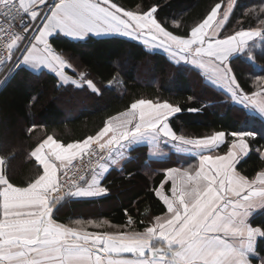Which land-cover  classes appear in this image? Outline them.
Masks as SVG:
<instances>
[{"label": "snow or ice", "instance_id": "obj_1", "mask_svg": "<svg viewBox=\"0 0 264 264\" xmlns=\"http://www.w3.org/2000/svg\"><path fill=\"white\" fill-rule=\"evenodd\" d=\"M223 7L221 12V3L210 5L206 16L190 30L174 32L159 19L156 5H137L134 11L116 0H0V38L8 52L0 54V68L8 66L9 72L48 70L61 84L86 86L99 93L86 72L72 68L57 42L62 37L83 41L92 36H122L162 49L177 63L211 69L214 82L226 88L231 100L264 115V77L249 94L233 67L241 56L254 61L255 43L250 42L257 38L264 41V28L222 34L224 23L238 5L229 0ZM260 24L264 25V18ZM174 26L180 27L177 22ZM69 68L74 75L67 73ZM180 112L182 109L170 102L141 99L119 114L126 118L121 123L113 124L119 117L109 118L94 136L66 145L47 136L32 152L42 165V174L27 186L14 185L0 171V264H264V252L259 248L264 243V225L249 222L252 209L264 207V170L254 178L237 170L257 133L216 131L203 138H187L170 126V118ZM141 142L151 145L154 154L162 153L171 143L176 151L195 149L199 156L198 170H164L156 190L167 210L164 216H156L143 231L95 232L84 230L85 223L100 226L92 220L71 222L79 227L58 222V205L66 198L106 193L101 179L109 170L107 157L113 152L122 155L123 150ZM94 144L101 152L107 150V157L100 156L104 161L97 165L100 171L92 175L91 182L81 174L82 184H62L58 171L63 168V175L68 176L73 159L89 153ZM221 144H226V152L213 155ZM256 151L264 159V144ZM95 152L92 148L89 154ZM52 158L61 163L55 164ZM177 176L186 178L179 187ZM168 181L172 182L170 196L165 189ZM68 183L72 186L65 190ZM128 223L135 221L129 217Z\"/></svg>", "mask_w": 264, "mask_h": 264}, {"label": "trees", "instance_id": "obj_2", "mask_svg": "<svg viewBox=\"0 0 264 264\" xmlns=\"http://www.w3.org/2000/svg\"><path fill=\"white\" fill-rule=\"evenodd\" d=\"M116 2L134 11L137 5L141 8L156 5L159 19L169 30L182 32L205 17L210 5L221 3L224 8L228 0ZM236 5L222 34L264 28L260 24L264 18V0H237ZM174 22L180 27L176 28ZM57 43L68 62L77 72H86L100 92L94 93L86 86H64L46 71H20L10 78L0 91V155L6 160L7 175L14 184L27 186L42 173L31 154L47 136L65 145L94 136L109 118L127 111L131 103L141 99L179 106L182 112L170 123L176 134L187 138H203L216 131H255L256 139L250 140L251 152L238 163L237 169L249 178L264 170V159L256 151L259 144H264V119L250 115L227 92L207 82L200 70L172 61L162 51H151L142 42L122 36H92L83 41L62 37ZM252 43H255L254 61L241 56L233 64L236 76L249 94L256 89L257 80L264 77V55L261 54L264 41L256 39ZM126 62L131 68L124 66ZM143 66L147 76L139 73ZM68 74L74 75L72 69H68ZM226 148L225 144L221 150L225 152ZM162 166L165 165L149 159L148 147L134 149L124 169L111 172L105 179L109 192L106 197L72 204L62 212L59 221L69 226L76 219L102 221L110 227L108 230L92 227L90 230L95 232L143 231L156 216L166 212L156 196L165 175L159 172ZM97 206L104 209L97 210ZM129 217L135 223L129 224ZM252 225H264V210L252 219ZM259 248L264 252V243Z\"/></svg>", "mask_w": 264, "mask_h": 264}, {"label": "crops", "instance_id": "obj_3", "mask_svg": "<svg viewBox=\"0 0 264 264\" xmlns=\"http://www.w3.org/2000/svg\"><path fill=\"white\" fill-rule=\"evenodd\" d=\"M224 25H225V23H224ZM224 25H223V27H224ZM222 31H223V29H222ZM94 37H97V36H94ZM101 37H108V36H101ZM98 38H100V37H98ZM257 39H259V38H257ZM71 40H73V39H71ZM160 51H162L163 53L166 54L165 51H163V50H160ZM181 63H184V62H181ZM184 64L190 65L193 68L200 70V72L203 74V76L205 77V79L207 80V82H209L210 84H213V85L217 86L220 90H223V91L227 92L226 88L221 83L214 82L215 81V77L212 75L211 69L205 70V69L197 68L196 66H193L190 63H184ZM44 71L51 73L48 70H44ZM66 71L68 73V69ZM36 73H40V72H36ZM60 84H61V82H60ZM62 85L67 86V85H71V84L70 83H63ZM259 99L260 98L257 97V100H259ZM246 110H247V112L253 113L252 115L258 116V117L264 119V115H262L261 113H259V110L258 109L253 108V107H248V108H246ZM115 117H119V119L113 120V124L114 125L115 124H119L124 119H126L125 117L120 116V115H117ZM173 117H171L170 120ZM170 126H171V123H170ZM224 145L225 144H221L220 147L217 149V152L214 153L213 155H216V154L223 155L226 152V151L224 152V151L221 150ZM138 147H148V157H149V159L151 161H155V162H158V163L160 162L161 164H164L165 165V166L160 167L159 172H161V173H164L165 174V171L164 170L167 169V168H170V167H177V168H180V169L196 168L198 170V166H199V156L196 154V150L195 149H192L191 151H176L174 148H171V143H170L169 146L164 147L162 153H156V154H154V150L152 149L151 145H149L147 142H141V143H138V144H135V145L130 146L126 150H123V154L122 155H119L116 152H113L110 157H107V154H106V157L109 159L110 163H109V170L107 172L102 173V179H101V185L102 186H104L107 189V187L104 185V181L107 178V176L111 172H113V171H118V172L119 171H122L124 169L125 165L132 159L131 152L134 149L138 148ZM250 152H251V149H250ZM250 152H249V154H250ZM76 158H78V157H76ZM244 158L245 157L241 158L240 161L242 159H244ZM33 159L35 160L34 157H33ZM75 159H73V160H75ZM0 160L3 161V164H0V171H3V172H5L7 174V171H6V160L1 155H0ZM52 160L54 161V158H52ZM111 161H115V163H111ZM36 162L39 165V162L38 161H36ZM54 163L57 164V165H59L61 162L54 161ZM65 163H67V162H65ZM39 166L42 169V165H39ZM63 171H64L63 168H61L60 171H58V178H59V180H60V176H61V174H62ZM99 171H100V169L97 170V172H99ZM192 174H194V172ZM185 179L186 178H182V177L177 176V178H176L177 186L179 187L183 183V181ZM89 182H91V178L89 179ZM171 183H172L171 181H168L165 184V189H168V191L166 192V194L169 195V196L171 195V192H170ZM14 185H16V184H14ZM16 186H18V185H16ZM108 193L109 192H108V189H107V191H106L105 194L100 195V196H97V197H91V198H71V199L67 200L66 203H64L65 201L62 202V206L61 205H58V207H61V212H60V214L58 216V222L59 223H63V222L59 221V218L61 217L62 212H63V210H65L66 207L69 208L74 203H82V202H86V201H95V200L101 199L103 197H106L108 195ZM263 210H264V207H257V208L252 209V215L249 217V222L252 224V219L257 214H259L260 212H262ZM165 213L163 215H161V216H164Z\"/></svg>", "mask_w": 264, "mask_h": 264}, {"label": "built area", "instance_id": "obj_4", "mask_svg": "<svg viewBox=\"0 0 264 264\" xmlns=\"http://www.w3.org/2000/svg\"><path fill=\"white\" fill-rule=\"evenodd\" d=\"M27 19V18H26ZM3 21L0 20V23ZM19 22L17 21V24ZM4 38H0V54L6 56L8 54L7 52V45L3 42ZM16 73L15 69H13L11 72L8 70V66H4L3 68H0V90L5 86V84L9 81V79ZM95 148L96 152L91 153V149ZM89 153L84 154L81 157L76 158L71 162V164L68 166V176H64L63 172L60 176V182L63 184L65 181H75L78 184H82V181H79V175L83 174L85 175L86 179H89L97 170V165L99 163H103L104 161L100 160L101 155L107 154V151L101 152V150L98 148V145H91L89 149ZM72 184L68 183L65 185V190L69 187H71ZM55 195V193H54ZM68 199V198H66Z\"/></svg>", "mask_w": 264, "mask_h": 264}, {"label": "rangeland", "instance_id": "obj_5", "mask_svg": "<svg viewBox=\"0 0 264 264\" xmlns=\"http://www.w3.org/2000/svg\"><path fill=\"white\" fill-rule=\"evenodd\" d=\"M237 0H235V2H236ZM228 3H229V0H228ZM227 3V4H228ZM224 10V8H221V12ZM218 18H219V16H218ZM146 47L149 49V50H151V51H153V50H162V49H153V48H151L150 46H147L146 45ZM164 51V50H163ZM166 54H168V53H166ZM169 55V54H168ZM64 58L68 61V59L64 56ZM75 61V63H76V65H77V67H79V68H81V65H79V62H78V60H74ZM124 66L126 67V68H131V64L129 63V62H126V63H124ZM72 68H75L73 65H72ZM72 68H70V69H72ZM77 71H78V69L77 68H75ZM140 75L141 76H147V73L145 72V68H144V66L141 68V70H140ZM250 115H252L253 113H251V112H248ZM131 157H132V152H131ZM193 169H196V168H193ZM69 199H71V198H68V199H66L65 200V202L67 201V200H69ZM64 202V201H63ZM97 210H103L104 209V206H97V207H95ZM95 208H87V209H89V210H91V209H95ZM66 209H68V207H66L65 208V210ZM64 211V210H63ZM89 218H91V217H89ZM99 224H100V226L99 227H95V226H90V225H87V223H85V225H84V230H86V231H91L90 229L93 227L94 229H104V230H108L110 227L108 226V224L106 223V222H98ZM70 226H72V227H79V226H77V225H75V224H72V225H70Z\"/></svg>", "mask_w": 264, "mask_h": 264}]
</instances>
